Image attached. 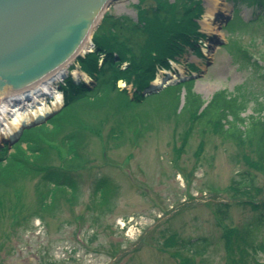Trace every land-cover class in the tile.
Returning <instances> with one entry per match:
<instances>
[{"label": "rangeland", "instance_id": "374dc122", "mask_svg": "<svg viewBox=\"0 0 264 264\" xmlns=\"http://www.w3.org/2000/svg\"><path fill=\"white\" fill-rule=\"evenodd\" d=\"M207 2L201 1L204 11L199 24ZM261 2L262 6L254 0H222L223 15L232 17L235 10L238 20L219 31L218 38L225 46L218 47L216 41H210V32L200 24L201 32L207 34L199 47L203 58L193 54L194 48H188L177 66L183 69L184 76H193L192 90L202 99L209 101L215 92L226 90L246 105L243 116L264 110V0ZM135 3L136 0L115 3L107 13L134 16ZM92 38L93 35L90 41L94 48ZM225 39L237 41L236 46L241 44L250 54L234 51ZM84 58L82 54L72 61L69 69L84 70ZM158 72L162 75L172 71L161 68ZM83 81L86 93L64 102L37 127L45 126L42 129L51 140L81 146L82 153L93 162L72 173L66 182L71 199H60L56 210L41 211L42 217L26 221L20 216L17 221V217L0 210V264H180V259L163 246L171 235L208 241L204 250L194 249V264H230L223 233L254 220L250 208L241 204L245 199H237L229 190L231 180L239 173L252 171L242 160L252 159L251 148L200 132L196 125L182 149L179 136L188 124L173 116L169 105L172 93L162 94L166 88L147 93L140 105L131 106V85L124 83L130 99L118 91L124 87L121 82L117 90L111 91L105 85L107 78L88 77ZM158 95L161 96L155 98ZM132 116L141 120L144 134L131 133L118 147L110 142L106 145L105 137L116 131L115 125H127ZM31 129H24L8 147L0 142L2 154L7 148L0 159V169L4 171L10 157L20 154L17 147L27 154L31 152L35 139ZM252 172L263 194L264 178L260 172ZM42 182L40 172L24 171L17 187L0 186V196L4 195L8 204L14 189H18L21 199L13 207H23L28 214L37 209L36 193L42 190ZM53 204L54 196L50 195L46 206ZM223 204L228 209L221 220L216 208ZM256 235L259 241L264 240V226ZM237 258L233 257V264H264V252H258L256 260L245 257L244 262H237Z\"/></svg>", "mask_w": 264, "mask_h": 264}, {"label": "trees", "instance_id": "16d2710c", "mask_svg": "<svg viewBox=\"0 0 264 264\" xmlns=\"http://www.w3.org/2000/svg\"><path fill=\"white\" fill-rule=\"evenodd\" d=\"M143 1L138 0L139 4L135 5V18L108 13L104 15L93 35L95 52L85 56L82 65L84 71L92 78H102V80L107 78L105 85L111 91L117 90L118 80L131 84L135 88L134 100L128 101L131 106H138L140 101H143L141 91L154 77L155 67H167V60H177V57L183 55L187 45L195 48L194 41L197 36H200L196 32V20L202 13V7L198 1L153 0L147 5L140 4ZM256 2L262 6L261 0ZM100 60L103 61L102 66L99 65ZM63 91L65 102L68 103L82 97L87 87L82 84L74 85L68 81ZM101 93L104 94L103 91ZM120 93L127 96L126 91ZM178 104L177 95L170 101L171 112L177 121L184 119L190 125L189 129L180 135L184 146L191 134V127L197 120L200 132H210L237 146L251 148L254 158L243 157V161L248 168L264 175V122L261 123L252 117L250 119L242 117L241 113L247 109L246 105L235 98L228 97L225 91H221L214 94L211 101L199 111L203 101L199 95L190 90V85L186 87L182 108L178 109ZM136 117H130L127 125L117 123L116 131L105 137V144L110 142L113 147H118L125 142L127 135L136 134L138 125L141 126L140 120L137 125ZM43 127L45 126L30 130L35 135L30 153L27 154L19 148L20 146L17 147L18 151H21L20 154L9 158L11 161L5 166L4 171L0 169V186L6 188L17 187V181L24 171L31 174L40 172L43 175L42 190L36 193V211L33 210L27 214L23 207H13L14 204L19 205L21 199L18 189H14L8 204L5 203L4 195L0 196V210L9 217H17V221L20 217L24 221L34 216L40 218L41 211L56 210L60 199L66 197L69 199L72 194L66 186L72 173L91 166L93 162L82 153L81 146L49 139ZM142 131H144L143 127L140 132ZM3 151V154L0 152V159L5 155L6 149ZM89 163L91 164L88 165ZM11 164L15 166H9ZM238 176L239 180L233 179V189L239 188L246 190L245 194H251V190L254 189L253 174L246 171ZM50 195L54 196V204L47 207L46 200ZM3 204L7 205L3 207ZM243 204L250 207L256 216L254 222L243 229H227L223 233L222 238L232 263H235L233 257L236 255L239 256L237 262H241V259L245 261V257H251L248 256L249 253L255 255L258 248L261 251L264 250V241L258 242L256 235L260 227L264 226V197L259 203L248 201ZM218 213L225 214L221 212V209ZM206 243V240L200 238L192 240L170 236L164 241L163 246L174 252V256L180 259V264H193V258L190 256L194 255V248L203 249Z\"/></svg>", "mask_w": 264, "mask_h": 264}, {"label": "water", "instance_id": "95a60500", "mask_svg": "<svg viewBox=\"0 0 264 264\" xmlns=\"http://www.w3.org/2000/svg\"><path fill=\"white\" fill-rule=\"evenodd\" d=\"M120 1L125 0H0V93L67 62L102 15ZM46 117L23 125L11 142Z\"/></svg>", "mask_w": 264, "mask_h": 264}, {"label": "bare ground", "instance_id": "6f19581e", "mask_svg": "<svg viewBox=\"0 0 264 264\" xmlns=\"http://www.w3.org/2000/svg\"><path fill=\"white\" fill-rule=\"evenodd\" d=\"M221 1L208 0L206 4L207 10L204 15V19L201 21V27L203 30L217 35L219 34V23L214 24L213 21L216 14L222 11ZM88 38L89 36L87 39L85 38L84 41H82V43L78 46L76 53H79V55L85 54L87 51L92 50L93 47L91 46L90 38ZM75 59L76 54L73 53L67 62H65L53 72H48L32 81L24 82L22 87L16 91H12L14 88H9L8 90L0 93V139L3 137L7 138L12 136L15 132L20 130L23 125L30 122L37 116H42L50 110L61 106V94L55 91L53 87L54 82L56 83L57 81H60L68 74L75 81H79V79L86 81L88 80V77H92L91 75L87 76L85 74L87 72L82 69L80 71L75 70L74 68L72 70L69 69L67 65H69L72 60L75 61ZM179 70L182 76L184 71L180 67L179 69L177 68L178 72ZM155 84H160L159 79L155 82ZM121 86L124 87L120 89L125 88L124 83L123 85L121 83ZM42 93H44L43 96H41ZM126 94H129V92H126ZM45 96H51L52 100L46 103L44 99ZM25 97L28 99L26 100ZM24 100H26L27 103H24ZM18 103L20 105L17 106Z\"/></svg>", "mask_w": 264, "mask_h": 264}]
</instances>
